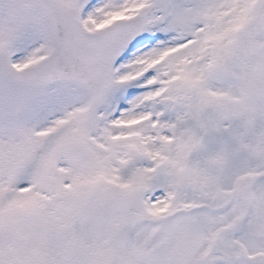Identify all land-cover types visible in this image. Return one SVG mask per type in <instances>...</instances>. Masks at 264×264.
<instances>
[{"label":"rangeland","instance_id":"rangeland-1","mask_svg":"<svg viewBox=\"0 0 264 264\" xmlns=\"http://www.w3.org/2000/svg\"><path fill=\"white\" fill-rule=\"evenodd\" d=\"M55 1L87 31L138 14L146 29L92 107L71 82L15 83L51 51L50 33L30 0H0V264H118L122 251L129 264H198L233 212L138 222L219 207L220 162L237 141L225 108L234 85L223 77L234 61L225 30L248 0ZM253 218L238 240L264 252ZM234 241L219 238L224 256L202 264H239L228 258Z\"/></svg>","mask_w":264,"mask_h":264},{"label":"flooded vegetation","instance_id":"flooded-vegetation-1","mask_svg":"<svg viewBox=\"0 0 264 264\" xmlns=\"http://www.w3.org/2000/svg\"><path fill=\"white\" fill-rule=\"evenodd\" d=\"M256 67L253 69L249 80L248 89L251 90L248 99V106L251 108V112L248 108L245 109L247 121H249L248 130L250 133L257 135L259 154L253 155L251 158L252 163L247 167H256L264 169V45L258 50L256 55ZM257 164V165H255ZM264 192V187L262 188Z\"/></svg>","mask_w":264,"mask_h":264},{"label":"water","instance_id":"water-1","mask_svg":"<svg viewBox=\"0 0 264 264\" xmlns=\"http://www.w3.org/2000/svg\"><path fill=\"white\" fill-rule=\"evenodd\" d=\"M43 6H44V9H46L50 13L52 12L50 6L58 7V5L53 0H47V2H46V0H44ZM65 15H67V14H65ZM53 24H54V26H56V21L55 20H53ZM64 77L74 78V79L78 80L79 82L83 83V81L81 79L76 78L74 75H72V76H68V75L67 76L66 75L59 76V79L64 78ZM29 79L31 80V83L33 85H42V84H44L43 82H45L47 80V78H40V77H37V76L33 77L34 80L32 79V76H29ZM38 81H40V82H38Z\"/></svg>","mask_w":264,"mask_h":264},{"label":"bare ground","instance_id":"bare-ground-1","mask_svg":"<svg viewBox=\"0 0 264 264\" xmlns=\"http://www.w3.org/2000/svg\"><path fill=\"white\" fill-rule=\"evenodd\" d=\"M227 1H228V0H226V2H227ZM230 1H231V0H230ZM230 1H229V2H230ZM229 2H227V3H229ZM108 3H110V2H108Z\"/></svg>","mask_w":264,"mask_h":264}]
</instances>
